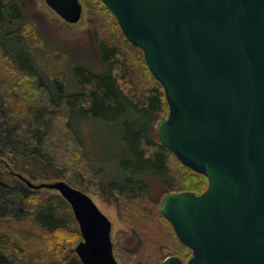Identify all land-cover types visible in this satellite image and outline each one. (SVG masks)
Masks as SVG:
<instances>
[{
  "label": "water",
  "instance_id": "water-1",
  "mask_svg": "<svg viewBox=\"0 0 264 264\" xmlns=\"http://www.w3.org/2000/svg\"><path fill=\"white\" fill-rule=\"evenodd\" d=\"M101 1L162 86L160 145L207 179L198 195L163 198L159 212L191 250L163 264H264V0ZM44 3L66 24L82 17L78 0ZM15 176L69 205L81 264H119L111 223L86 193Z\"/></svg>",
  "mask_w": 264,
  "mask_h": 264
},
{
  "label": "trees",
  "instance_id": "trees-1",
  "mask_svg": "<svg viewBox=\"0 0 264 264\" xmlns=\"http://www.w3.org/2000/svg\"><path fill=\"white\" fill-rule=\"evenodd\" d=\"M18 1L0 0V40L4 37L15 48L11 53L0 41V85L8 88L0 92V160L8 169L0 168V264H81L74 254L81 236L69 205L57 194L30 190L15 176L66 179L52 157L59 150L66 151L63 144H51L54 131L58 138L65 131L78 148H83L72 127L73 119L121 125L120 140L127 161L119 165L122 176L109 183L108 190L123 200L118 202L122 213L133 212L137 200L146 194L145 183L138 180L141 174L166 185L170 190L167 195L184 191L198 195L206 189L207 179L183 166L160 145L153 121L168 113L162 86L151 75L142 51L126 40L101 0H78L95 32L100 67L71 66V76L80 90L70 94L58 75H49L38 63L39 35L24 3ZM18 82L28 89L27 94L18 89ZM171 158L179 166L177 175L170 170ZM98 181L96 193H102ZM74 188L87 189L80 184ZM152 204L154 212L127 222L129 229L137 236L136 226L146 229L150 219L160 222L169 229L165 227L170 236L167 244L186 263L191 250L179 242L159 207ZM122 213L120 218L125 221ZM138 241L142 239L138 237Z\"/></svg>",
  "mask_w": 264,
  "mask_h": 264
},
{
  "label": "rangeland",
  "instance_id": "rangeland-1",
  "mask_svg": "<svg viewBox=\"0 0 264 264\" xmlns=\"http://www.w3.org/2000/svg\"><path fill=\"white\" fill-rule=\"evenodd\" d=\"M24 3L26 11L30 16L33 27L37 29L38 43L36 54L38 55V63L42 65V69L51 76H57L62 79V84L66 86V93L79 92V86L74 82L70 67L76 64L85 66L95 65L94 68L100 67L98 63V53L96 52L94 35L90 20L82 11L80 21L74 25L66 24L60 19L48 6L44 0H20ZM83 10V9H82ZM3 45L15 53V48L9 40H0ZM15 46V45H14ZM24 53V52H21ZM64 74L65 78L60 75ZM18 82V89H23L25 94L28 89ZM1 84V83H0ZM5 84L0 85V92L3 93ZM143 87H141L142 89ZM11 90V89H10ZM14 93V91H12ZM15 94V93H14ZM18 95V94H16ZM165 114L157 115L155 118L154 128L157 123L165 118ZM75 118L71 124L80 138L83 148H78L71 140V136L65 131L61 133L63 137L58 138L57 132L51 134V144H63L66 151L55 152L52 157L55 159L56 165L64 172L66 179L63 181L74 187L82 185L86 187V193L96 204L98 209L108 218L111 223V240L113 244V254L119 264H163L165 258L175 256V251L167 241L170 236L166 231L168 228L160 222L150 221L146 223V229L136 226L139 235L135 236L129 229L127 222L138 220V217L149 216V211L154 212V203L157 207L170 190L166 185L149 177L147 174H141L138 178L145 183L146 194L137 205H134V211L131 213H122L123 207L120 209L119 204L123 202L120 198H115L108 190L109 183L114 182L122 172L119 169L120 164L126 163L123 154V144L120 140L123 128L121 125L97 120ZM56 149V148H55ZM87 157H86V156ZM89 159V161L87 160ZM0 168L8 172L6 162L1 159ZM170 170L174 175L179 174V166L174 159H170ZM6 167V168H5ZM53 174V173H48ZM53 176V175H51ZM47 177V176H46ZM30 179L34 184L41 182H54L59 179ZM178 177V176H177ZM102 184V193H96L99 181ZM102 180V181H101ZM97 186V187H96ZM77 189V188H76ZM79 190V189H78ZM44 195H56L57 193L49 190L35 191ZM119 202V204H118ZM125 221L120 218L121 213ZM143 213V215H141ZM134 222V221H133ZM167 229H166V228ZM165 228V229H164ZM169 231V229H168Z\"/></svg>",
  "mask_w": 264,
  "mask_h": 264
},
{
  "label": "flooded vegetation",
  "instance_id": "flooded-vegetation-1",
  "mask_svg": "<svg viewBox=\"0 0 264 264\" xmlns=\"http://www.w3.org/2000/svg\"><path fill=\"white\" fill-rule=\"evenodd\" d=\"M114 247V246H113Z\"/></svg>",
  "mask_w": 264,
  "mask_h": 264
}]
</instances>
